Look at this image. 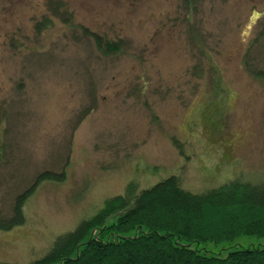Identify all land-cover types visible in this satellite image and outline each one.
<instances>
[{"label":"rangeland","instance_id":"1","mask_svg":"<svg viewBox=\"0 0 264 264\" xmlns=\"http://www.w3.org/2000/svg\"><path fill=\"white\" fill-rule=\"evenodd\" d=\"M62 2L38 27L0 15V211L40 171L64 172L0 231V264L37 259L110 196L171 174L192 192L264 181V83L243 64L255 39L250 61L264 70V0ZM88 32L121 46L104 54ZM192 247L225 256L264 237Z\"/></svg>","mask_w":264,"mask_h":264},{"label":"trees","instance_id":"2","mask_svg":"<svg viewBox=\"0 0 264 264\" xmlns=\"http://www.w3.org/2000/svg\"><path fill=\"white\" fill-rule=\"evenodd\" d=\"M183 1L185 7L195 5V0ZM88 34L104 54L121 46L120 40ZM191 36L203 48L199 34L195 31ZM253 45L255 39L243 64L252 78L264 83V70L250 61ZM3 118L0 116V161L5 152ZM63 177V171L37 173L30 186L13 198L10 214L0 211V231L23 223V204L37 185L60 182ZM240 235L264 237V181L237 178L192 192L178 175L171 174L139 192L127 188L110 196L96 213L57 235L40 257L26 264H264V248L234 249L219 256L192 247L194 243L230 242Z\"/></svg>","mask_w":264,"mask_h":264},{"label":"flooded vegetation","instance_id":"3","mask_svg":"<svg viewBox=\"0 0 264 264\" xmlns=\"http://www.w3.org/2000/svg\"><path fill=\"white\" fill-rule=\"evenodd\" d=\"M66 10L62 0H0V15L9 20L13 17L12 24L18 28L38 27L46 19L53 22Z\"/></svg>","mask_w":264,"mask_h":264}]
</instances>
